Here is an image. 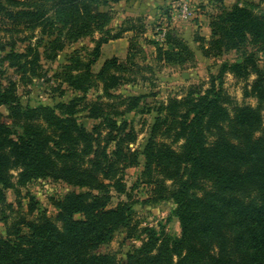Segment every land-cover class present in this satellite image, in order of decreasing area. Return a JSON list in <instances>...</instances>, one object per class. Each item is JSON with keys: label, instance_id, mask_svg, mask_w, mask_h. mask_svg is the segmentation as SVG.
I'll use <instances>...</instances> for the list:
<instances>
[{"label": "trees", "instance_id": "16d2710c", "mask_svg": "<svg viewBox=\"0 0 264 264\" xmlns=\"http://www.w3.org/2000/svg\"><path fill=\"white\" fill-rule=\"evenodd\" d=\"M120 1L0 0V26L47 36L49 61L67 45L100 33L92 58L84 63L79 55L71 56L61 78L84 95L101 83L104 96L116 100L84 104V98L75 97L55 106L24 105L16 83L2 81L6 71L0 67V222L5 227L0 264H264V11L253 1L227 7L223 0H210L218 5L211 37L195 41L207 59L235 52L238 60L223 62L208 88L190 86L182 98L161 104L149 137L139 146L125 116L138 112L143 96L112 92L135 80L129 73L140 69L133 52L138 44L131 40L125 61L109 58L98 73L92 70L105 44L136 30L134 25L116 33L106 28L112 17L100 8ZM39 44L16 54L15 43H0V62L8 61L26 85L41 78ZM154 44L157 62L177 67L196 61L189 43L173 31ZM226 74L246 82L244 96L255 98L256 107L233 102L223 89ZM82 112L101 122L89 130L79 121ZM142 162L141 182L150 189L141 204L172 203L181 229L177 236L161 225L159 230L141 228L135 220L137 202L125 175ZM46 180L74 189L51 200L54 217L34 196L19 197L21 189ZM8 191L15 203L8 201ZM112 192L127 201L112 207ZM24 198L29 199L26 212ZM121 229L127 239L141 242L126 262L96 252Z\"/></svg>", "mask_w": 264, "mask_h": 264}, {"label": "rangeland", "instance_id": "374dc122", "mask_svg": "<svg viewBox=\"0 0 264 264\" xmlns=\"http://www.w3.org/2000/svg\"><path fill=\"white\" fill-rule=\"evenodd\" d=\"M184 1L192 5L195 16L187 21L172 20V16L175 14V5ZM209 2L210 0H122L111 7L100 8V11H107L111 14L112 20L106 28L113 33L118 32L121 28H128L131 25L136 26V30L123 33L121 40H110L109 43L105 44L102 47V55L99 61L93 65L92 70L94 73H98L105 60L113 58V56L117 57L121 62L125 61L131 40L138 44L137 47L139 48L133 49V52L137 54L136 62L140 69L136 68L132 76L129 73L130 79L135 80L112 92L123 96V98L143 96L141 108L138 112H132L125 116L132 123L133 129L138 135L137 145L139 146L143 145L149 137L150 127L158 114L157 108L161 104H165L169 98L176 96L182 98L190 86L208 88L211 78L218 75L223 62L238 60V55L235 52L216 59H207L202 55V50H200L199 43L195 41V38L200 36L206 41L209 40L211 37V16L216 14L218 10L216 3L212 4ZM228 2L229 6H226L231 7L235 1ZM238 2L240 4L244 3L243 0H238ZM255 2L259 4L260 12L264 11V0ZM160 30L162 32L173 31L180 38L186 40L195 51L196 61L177 67L157 62V46L154 42H161L162 34H159ZM101 36L100 33L96 32L91 37L84 38L75 44L67 45L59 53L55 61H49L46 60L44 55L49 42L47 36L40 35L38 30L33 34L30 31L16 33L9 32L0 26V43L7 45L15 43L14 52L16 54H27L29 47H36L38 42L40 44L37 49L41 54L40 67L37 69L41 74V78L34 79V81L26 85L23 82L22 75L16 73L15 68H9L8 61H4L0 62V64L2 63L0 67L6 71V80L3 79L2 81L6 83L7 80H11L16 83L17 94L24 105L38 106L43 104L55 106L61 101L68 102L75 97L84 98V104L98 101L115 103V99H109L104 96L101 83H99L98 88L91 89L84 95L80 92H74L67 84L63 83L62 79L64 66L69 64L70 57L79 55L84 63L87 62L89 57L92 58L90 54ZM9 50H11V46H7V51ZM3 56L4 54H0V59ZM261 64L264 65L263 62ZM254 78V76L251 77L249 83ZM60 86V91L54 92L53 89ZM245 86L246 82L237 80L232 74H226L224 77L223 89L235 104L256 107L257 100L255 98L244 96ZM62 91L65 93L63 96H61ZM1 112L7 114L6 108H1ZM79 121L89 130L101 122V120L88 118L87 112L79 114ZM103 133L105 132L103 131ZM167 142L169 143L170 141L167 140ZM142 170L143 162L139 167L128 169L125 175L128 191L132 193L133 201L137 202L135 204V220L141 222V228L154 226L159 230L161 225L165 227L167 233L175 236L179 235L181 229L179 223L173 217L175 206L172 203H164L154 207L141 204L143 200L148 198L150 189L141 182L140 175ZM135 184H138V188L132 191L131 188ZM72 190L74 189L63 182L46 180L31 183L26 188L21 189L19 197L23 199L26 195L34 196L39 203L40 209L46 210L49 216L54 217L56 209L51 200L62 199ZM112 194V207H115L120 202L127 201L126 195H118L114 192ZM7 199L9 202H16V196L12 191L7 192ZM24 199L23 201L21 200L22 208L26 212L29 199ZM1 235H5V227L2 222H0ZM126 236V231L123 229L119 230L108 244L101 246L96 252L109 253L115 255L118 261L126 262L129 251L141 245L140 241L129 240Z\"/></svg>", "mask_w": 264, "mask_h": 264}, {"label": "built area", "instance_id": "2783aa9c", "mask_svg": "<svg viewBox=\"0 0 264 264\" xmlns=\"http://www.w3.org/2000/svg\"><path fill=\"white\" fill-rule=\"evenodd\" d=\"M195 16L192 5L187 2H178L175 5V14H173L172 20L187 21ZM165 32L161 35V41L164 38Z\"/></svg>", "mask_w": 264, "mask_h": 264}, {"label": "crops", "instance_id": "0c3cea01", "mask_svg": "<svg viewBox=\"0 0 264 264\" xmlns=\"http://www.w3.org/2000/svg\"><path fill=\"white\" fill-rule=\"evenodd\" d=\"M224 1V3H225V5H227V6H229V2L228 1H235L234 3H233V5L236 3V2H238V0H223ZM243 1H251V0H243ZM253 2H255V1H258V0H252ZM231 5V4H230ZM119 40H121V39H119ZM118 41V40H117ZM114 57V56H113Z\"/></svg>", "mask_w": 264, "mask_h": 264}]
</instances>
